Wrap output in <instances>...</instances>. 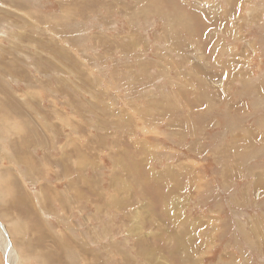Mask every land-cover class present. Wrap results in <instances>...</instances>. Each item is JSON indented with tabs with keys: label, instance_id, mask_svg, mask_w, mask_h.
<instances>
[{
	"label": "rangeland",
	"instance_id": "374dc122",
	"mask_svg": "<svg viewBox=\"0 0 264 264\" xmlns=\"http://www.w3.org/2000/svg\"><path fill=\"white\" fill-rule=\"evenodd\" d=\"M0 80L16 264H264V0H0Z\"/></svg>",
	"mask_w": 264,
	"mask_h": 264
},
{
	"label": "bare ground",
	"instance_id": "6f19581e",
	"mask_svg": "<svg viewBox=\"0 0 264 264\" xmlns=\"http://www.w3.org/2000/svg\"><path fill=\"white\" fill-rule=\"evenodd\" d=\"M9 234L5 225L0 221V252L3 254L6 264H16L17 258Z\"/></svg>",
	"mask_w": 264,
	"mask_h": 264
},
{
	"label": "crops",
	"instance_id": "0c3cea01",
	"mask_svg": "<svg viewBox=\"0 0 264 264\" xmlns=\"http://www.w3.org/2000/svg\"><path fill=\"white\" fill-rule=\"evenodd\" d=\"M0 82H1V80H0ZM3 90H5L6 89V87L4 86V88H3V86H0ZM0 99H3V100H5L6 102H7V100H6V98H3V96H2V93H0ZM21 109H24V105H22L21 107H20ZM23 111V110H22ZM3 113H4V115H0V121L2 122L1 124H4V123H8L7 121L9 120L8 119V117H6V113L3 111ZM14 143H17V141H13L12 140V142H11V145H13ZM15 145V144H14Z\"/></svg>",
	"mask_w": 264,
	"mask_h": 264
}]
</instances>
